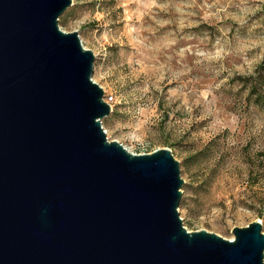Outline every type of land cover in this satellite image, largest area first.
Listing matches in <instances>:
<instances>
[{
    "label": "water",
    "instance_id": "water-1",
    "mask_svg": "<svg viewBox=\"0 0 264 264\" xmlns=\"http://www.w3.org/2000/svg\"><path fill=\"white\" fill-rule=\"evenodd\" d=\"M73 0H0V264H264L263 223L190 231L170 148L109 140Z\"/></svg>",
    "mask_w": 264,
    "mask_h": 264
},
{
    "label": "rangeland",
    "instance_id": "rangeland-1",
    "mask_svg": "<svg viewBox=\"0 0 264 264\" xmlns=\"http://www.w3.org/2000/svg\"><path fill=\"white\" fill-rule=\"evenodd\" d=\"M59 25L115 96L109 140L180 162L184 225L264 233V104L246 84L264 85V0H73Z\"/></svg>",
    "mask_w": 264,
    "mask_h": 264
},
{
    "label": "trees",
    "instance_id": "trees-1",
    "mask_svg": "<svg viewBox=\"0 0 264 264\" xmlns=\"http://www.w3.org/2000/svg\"><path fill=\"white\" fill-rule=\"evenodd\" d=\"M263 67L264 64H261L259 72ZM250 83V79H248L246 84L250 85L249 95L251 97L255 96L258 104H264V85L261 82Z\"/></svg>",
    "mask_w": 264,
    "mask_h": 264
},
{
    "label": "built area",
    "instance_id": "built-area-1",
    "mask_svg": "<svg viewBox=\"0 0 264 264\" xmlns=\"http://www.w3.org/2000/svg\"><path fill=\"white\" fill-rule=\"evenodd\" d=\"M105 100H106V102H108L109 104H111V106L113 107V102L115 101V96L113 94H111V93H108V94L105 95ZM103 128L107 132V130H106V128H105L104 125H103ZM134 153H136V152H134ZM143 153H148V152H143Z\"/></svg>",
    "mask_w": 264,
    "mask_h": 264
}]
</instances>
